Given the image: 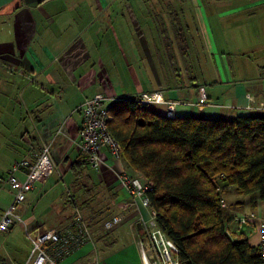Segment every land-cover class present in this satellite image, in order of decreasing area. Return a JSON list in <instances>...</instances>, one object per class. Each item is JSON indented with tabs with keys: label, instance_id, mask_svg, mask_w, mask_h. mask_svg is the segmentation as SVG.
<instances>
[{
	"label": "crops",
	"instance_id": "crops-1",
	"mask_svg": "<svg viewBox=\"0 0 264 264\" xmlns=\"http://www.w3.org/2000/svg\"><path fill=\"white\" fill-rule=\"evenodd\" d=\"M162 6L165 3L160 2L154 6L149 0H0V174L5 173L14 161L28 153V147L25 148L21 141L27 136L30 137V145L34 151H38L44 142L50 144L51 159L63 178V182L59 181V172L56 171L48 182L35 183L19 206V213L33 225L35 231L42 232L71 223L73 210L65 197L63 186L72 188L81 209V184L85 186L81 181L84 180V174L87 175L85 182L92 181L90 175L93 173L103 185L101 200L105 202L106 210L109 208V212H112L110 215L119 213L126 201L116 185L114 175L106 169L91 170L85 163L80 164L79 174H76L77 169L71 167L82 157L77 149L82 127V117L77 109L85 99L96 94H103L112 100L134 99L142 92L161 91L166 99L192 102L196 99L197 87L202 85L206 89L210 105L201 110L179 105L175 116L219 118V109L225 106L216 104H221L240 107H225L222 111L224 119H234L258 113L241 107L258 103H262L264 107V63L258 66L261 70L256 72L257 87L254 90L248 86L251 80L246 64L239 65L244 66L242 72L245 74L237 83L231 81V87L227 86L228 79L222 75L220 81L210 80V83H215L214 87L206 88L209 86L206 84L208 82L199 80L197 68L195 70L193 66V82L187 84L190 86L179 80L176 82V78H168L165 73L161 79L157 73L153 77V83L158 86L148 88L145 72L149 66L154 67V74L156 71L154 61L149 64V54L153 57L150 44L153 46V53H159L163 37L172 38V30L166 27V20L157 19L158 8ZM246 7L239 6L236 11ZM146 11H150V14L142 16ZM139 15L143 18L142 22L139 21ZM118 18L121 24L116 21ZM130 22L132 25L135 23L137 31L123 40L122 28L127 29ZM137 22H140L138 27ZM173 26L174 22L170 20L169 27ZM181 27L183 30L182 25ZM250 32L263 39V20L261 22L260 19ZM183 33L186 41L190 42L184 30ZM208 35L213 39L214 32L209 31ZM232 35L238 38L241 33L234 32ZM124 43H128L129 48H132V43L142 44L143 47L136 45L134 56L133 53L128 56L124 51L128 48L124 49L122 45ZM262 44L263 42L259 55L261 61H264ZM163 48L165 54L164 45ZM142 60L145 64L140 62ZM225 61L230 73L233 68L231 59ZM110 68L112 72L116 70L119 75H126L132 87L129 90L114 87ZM129 75L131 80L136 76L142 77V84L133 83ZM156 113L163 115V109L160 108ZM112 165L131 173L123 160ZM19 177L22 178V175ZM220 196L228 230L234 236H243L249 245L257 246L259 218H264V198L261 199L258 194L239 195L232 187L222 190ZM11 200L12 192L7 188H0V214ZM88 209L86 213L99 216L100 213L95 212L92 206ZM249 212L255 213L257 217L235 229V219ZM121 227L122 225L118 226L103 240H98L99 243L96 242L98 264H104L103 259L100 263V254L119 242L123 260L117 264H140L133 239L128 245L131 246L130 249H127L122 238L118 240L115 236ZM98 237H95L96 240ZM99 244L107 249H101ZM87 249L86 246L68 255L60 264H92ZM131 253L133 258L129 260Z\"/></svg>",
	"mask_w": 264,
	"mask_h": 264
},
{
	"label": "trees",
	"instance_id": "trees-1",
	"mask_svg": "<svg viewBox=\"0 0 264 264\" xmlns=\"http://www.w3.org/2000/svg\"><path fill=\"white\" fill-rule=\"evenodd\" d=\"M173 22L178 57L185 63L186 38L181 24ZM165 39L166 56L174 62L172 43ZM177 71L174 66L176 82L181 75ZM109 110L113 116L109 130L122 147V160L153 183L150 204L158 225L178 247L179 260L184 264H261L258 247L228 230L220 195L232 187L239 195L264 198V110L234 119L167 118L140 107L132 98L119 99ZM80 164H85L83 157L71 165L76 174ZM81 189L85 190L82 184ZM82 204L95 242L103 240L107 234L99 228L107 215L94 217L86 213L89 206L85 209ZM0 264L8 263L0 257Z\"/></svg>",
	"mask_w": 264,
	"mask_h": 264
},
{
	"label": "built area",
	"instance_id": "built-area-1",
	"mask_svg": "<svg viewBox=\"0 0 264 264\" xmlns=\"http://www.w3.org/2000/svg\"><path fill=\"white\" fill-rule=\"evenodd\" d=\"M110 100L112 99H108L103 94H96L85 99L77 109L82 117L80 140L77 144L79 154L91 170L106 169L112 173L118 189L126 198L119 213L111 214L101 222L99 232L103 235L108 234L124 221L130 220L129 229L140 264H184L178 258V247L156 221V212L148 196L153 189V183L143 176L116 169L112 165L122 161V147L109 130V122L113 119L109 109L118 101L117 99ZM134 101L140 107L159 106L163 109V116L167 118L175 116V110L179 105L193 106L198 110L210 105L206 89L202 85L197 87L196 99L192 102L183 99H166L161 91L142 92L134 98ZM216 106L240 108L221 104H216ZM241 108L255 112L264 110L262 103L250 104ZM56 171V165L51 159L50 144L44 142L38 151H34L29 145L28 153L14 161L5 173L0 174V188H7L12 192V200L0 214V232L8 231L19 223L30 243L28 262L31 261L32 264H60L68 255L86 246L91 263L98 264L95 233L90 231L83 212L67 186H63L64 194L73 208L71 223L68 225L37 232L18 211L34 184L48 182ZM19 175H22V178ZM58 177V180L63 182L60 172ZM256 217L253 212L243 214L235 219V229ZM138 225H140L139 228ZM257 247L261 264H264V218H259Z\"/></svg>",
	"mask_w": 264,
	"mask_h": 264
},
{
	"label": "rangeland",
	"instance_id": "rangeland-1",
	"mask_svg": "<svg viewBox=\"0 0 264 264\" xmlns=\"http://www.w3.org/2000/svg\"><path fill=\"white\" fill-rule=\"evenodd\" d=\"M151 4L154 6L157 4L165 3V6L159 7L157 11L159 20H166L167 24L166 27H168L169 30H172L170 28V20L179 22L183 26V30L185 31L187 37L189 38L190 42H187L188 46V53H187V59L186 62L183 63L180 58L178 57L179 49L176 45V41L174 38V33L172 32L171 37L168 40H171L172 43V52L174 57V62L170 61L168 58V55L166 56V51L164 54V48L163 45L167 42L165 39L162 43V46L160 48V52L153 53V46L150 44V52L153 54V57L149 54V64L154 61L155 64V74L152 72L154 67L149 66V69L145 72L147 76H145L147 80V84L149 85L148 88L158 86L157 83H153V77L159 73V77L162 79V74L164 76V73L169 78H174L172 74V69L175 66L178 71L177 74L180 73L178 80L182 81V83H186V86H190L187 84H191L193 82L192 75H194V71L197 68V75L200 78V81H206V83L209 86H206V88L214 87L215 83H210V80L216 79L217 81H220L222 78V75L225 76L228 80L227 86L231 87V81L234 83H237L240 78L244 76L245 73H243L244 66L239 67V65L246 64L248 67V73H249V80L251 82L248 84L249 89H256L257 84L255 81L257 80L256 74L257 71H260L261 69L258 68L264 61H261L260 57V46L261 43L262 47H264V37L263 39L260 37H256L253 33L250 31L253 29V26L258 23V21L261 22L263 20L264 23V0H149ZM159 1V2H158ZM168 5H171V7H168ZM247 6L244 9H240L236 11V8L239 6ZM249 5V6H248ZM165 11V13H164ZM222 13L221 16L219 13ZM150 14V11H146L142 13V16H147ZM141 15H139V21H141L142 18ZM106 17V16H105ZM263 18V19H262ZM119 21L121 24V21L119 18L116 20ZM142 22V21H141ZM137 27L140 22H137ZM208 27V29H207ZM123 29V40H125L127 35L129 36L131 33H136L137 29L135 27V23L132 25V23H129V26H127V29ZM214 32L213 39L208 35V32ZM249 31V32H247ZM234 32H240L241 36L236 37L235 35H232ZM249 33V34H248ZM135 39V38H134ZM193 39V40H192ZM259 40V41H258ZM258 42V44L256 43ZM261 42V43H260ZM158 44L157 42H155ZM132 48H129L130 45L128 43H124L123 48L126 52V55L131 56L133 53H135L134 47L138 45V47H143L142 44L139 43H132ZM121 45V46H122ZM261 47V50H262ZM226 59H231V64H233V68L230 73H228L227 70V63ZM132 63V60H130ZM145 64V61H140ZM174 65V66H173ZM138 66H140V63H138ZM194 66V69L192 68ZM187 68V71L185 70ZM221 70L223 71V74H221ZM140 75V74H139ZM110 77H111V83L116 88H120L121 90H129L132 87V83L128 81V77L123 74H118L115 71L112 72V69L110 68ZM130 80L131 76L129 75ZM140 76L133 77L131 81L133 83H141ZM232 78V79H231ZM185 81V82H184ZM173 82V80H172ZM217 84H219L217 82ZM233 84V83H232ZM128 86V87H126ZM222 87V86H219ZM218 87V88H219ZM216 88V91L218 90ZM192 91V90H190ZM221 102H225V100H220ZM192 107V106H190ZM222 107V106H221ZM225 108V107H224ZM224 108H220V114L219 118H223L225 116L222 115V111H224ZM149 109H152L156 112L160 111L159 106L152 105L149 107ZM27 128V126L25 127ZM19 136V135H17ZM24 147L27 148L30 145V137H27L24 140H21ZM131 173L139 175L137 172L132 171L129 169ZM84 171V170H83ZM85 175V174H84ZM83 175V182L85 183V190L81 189V201L83 208H89L94 209L95 212L104 214L108 216L110 215L109 208L106 210V204L103 199L102 194V188L103 185L100 184L93 173H91V182L87 183L85 182L87 179L86 176ZM94 186V187H93ZM91 188V191L89 190ZM88 190V194L84 193V191ZM101 191V192H100ZM74 192V191H73ZM96 192V194H95ZM87 199L90 201L87 204ZM94 202V203H92ZM69 203V202H68ZM67 204V207H70ZM95 205V207H94ZM80 208V205H78ZM72 208V207H71ZM69 209V208H68ZM93 212V211H91ZM118 212V211H117ZM84 214V213H83ZM93 214H95L93 212ZM92 215V214H91ZM98 215V214H96ZM129 222L130 220L124 221L121 225L122 227L119 229V232L117 231V234L115 233V236L118 240H121L125 242V245H127V249H130L131 246L128 247L129 244H131V235H130V229H129ZM120 225V226H121ZM99 243V242H98ZM101 249H107L106 247H103V245H98ZM135 248V247H134ZM30 243L27 240L26 235L23 232L22 226L19 223H16L10 230L5 232H0V257H2L8 264H32V262H28V257L30 255ZM100 249V250H101ZM122 250V247L120 246V242L117 244H114L111 249L104 250L103 254H100V263H102V259L104 260V264H117L122 259L120 251ZM102 251V250H101ZM130 258H133V254L131 253L129 256Z\"/></svg>",
	"mask_w": 264,
	"mask_h": 264
},
{
	"label": "water",
	"instance_id": "water-1",
	"mask_svg": "<svg viewBox=\"0 0 264 264\" xmlns=\"http://www.w3.org/2000/svg\"><path fill=\"white\" fill-rule=\"evenodd\" d=\"M140 227V225H138V228Z\"/></svg>",
	"mask_w": 264,
	"mask_h": 264
}]
</instances>
